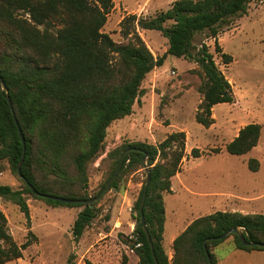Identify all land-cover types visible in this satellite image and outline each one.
<instances>
[{
  "label": "trees",
  "instance_id": "16d2710c",
  "mask_svg": "<svg viewBox=\"0 0 264 264\" xmlns=\"http://www.w3.org/2000/svg\"><path fill=\"white\" fill-rule=\"evenodd\" d=\"M253 1L176 0L168 10L151 18L130 14L123 19L121 27L124 36H131L133 41L122 45L103 32L115 9V0H0V77L6 84L5 91L0 87V177L9 167L23 185L14 189L0 184V199L17 205L28 222L31 221L29 197L53 208L83 207L72 228L79 241L97 218V201L72 205L47 197L90 200L89 165L102 154L109 128L133 114L136 102L140 103L146 94L143 82L170 55L199 66L203 77L199 92L203 100L195 118L198 124L211 128L215 124L213 109L220 104H232L235 97L214 54L206 44L198 48L195 39L208 33L224 63L231 64L233 57L223 52L218 37L231 21L247 15ZM139 30L160 32L169 44L165 55L156 57ZM7 96L26 142L21 174L18 166L23 157V142ZM261 134L260 124H249L226 150L232 155L248 154L258 146ZM130 149L135 150L128 154L108 190L118 189L122 178L129 173L145 170L143 159L145 155L148 157L151 183L144 217L159 264H210L206 241L212 264H218L216 250L222 245L248 253L264 251L261 247L244 245L237 234L218 240L240 228L249 244H264L263 214L216 212L197 218L174 240L170 259L163 246L164 194L172 192V179L182 172L187 157V135L174 132L158 145L137 142L117 147L109 154L114 160L113 171L103 189ZM219 152L215 149V153ZM203 154L196 148L191 156L200 158ZM249 166L255 172L260 167L257 159H251ZM49 175L56 177L53 184L46 179ZM145 185L146 181L136 202L137 238L133 248L140 264H156L140 213ZM30 186L45 197L35 195ZM0 242L7 245L0 248V264L23 258V250L30 246L15 242L1 208ZM136 244L141 246L136 248ZM121 264H129L126 255Z\"/></svg>",
  "mask_w": 264,
  "mask_h": 264
},
{
  "label": "rangeland",
  "instance_id": "374dc122",
  "mask_svg": "<svg viewBox=\"0 0 264 264\" xmlns=\"http://www.w3.org/2000/svg\"><path fill=\"white\" fill-rule=\"evenodd\" d=\"M174 1L115 0V9L103 32L118 44H128L133 38L125 37L121 27L126 16L151 18L168 10ZM139 34L156 57L165 55L169 44L160 32L139 30ZM218 41L223 52L233 57L231 64L224 63L221 54L216 52L215 40L208 38V33L195 39L198 48L206 44L214 54L235 97L232 104H220L213 109L215 124L211 128L198 124L195 118L203 100L199 92L203 81L199 66L170 55L162 67L147 76L142 84L146 94L140 103L136 102L133 114L112 124L102 154L89 165L88 197L93 199L111 177L114 160L109 154L114 149L125 143L158 145L171 133H186L188 156L183 170L172 179V192L164 194L163 246L170 259L174 254L173 245L169 246L172 226L182 214L178 232L183 233L200 217L199 213L207 210L202 203L228 197L232 201L234 197L238 205L232 207L237 212L264 215V2L254 0L247 15L234 19L222 29ZM249 124L262 126L258 146L245 155L229 154L226 146ZM196 148L204 153L200 158L191 156ZM215 149L221 152L215 153ZM251 159L259 162L256 172L250 169ZM46 179L52 184L56 181L54 175ZM145 181L146 173L142 169L124 176L118 189L106 191L95 203L97 218L79 241L72 228L83 207L53 208L29 197L31 221L28 222L17 205L0 199L10 235L19 246L30 243L23 250V258L7 264H86L87 261L121 264L124 255L129 264H140L133 245L137 238L134 234L138 217L136 202ZM0 184L14 189L23 187L9 167L1 175ZM0 248L7 245L0 242ZM216 255L218 264H264V251L248 253L222 245Z\"/></svg>",
  "mask_w": 264,
  "mask_h": 264
},
{
  "label": "water",
  "instance_id": "95a60500",
  "mask_svg": "<svg viewBox=\"0 0 264 264\" xmlns=\"http://www.w3.org/2000/svg\"><path fill=\"white\" fill-rule=\"evenodd\" d=\"M0 87L5 91L6 90V84L4 82V80L0 77ZM7 100L9 102V105L13 111V115H14V119H15V123H16V126L18 128V131H19V134H20V137L22 139V142H23V157L20 161V164L18 166V173L21 174V169H22V165H23V162H24V158H25V155H26V142H25V137L22 133V130L20 128V125H19V122L16 118V115H15V112H14V108H13V104L9 98V96H7ZM135 149H130L128 150L121 162H120V165L117 169V171L115 172V174L113 175V177L111 178V180L107 183L106 187L103 189L102 193L94 198V199H90V200H68V199H64V198H56V197H47V198H50V199H53L55 201H59L61 203H67V204H72V205H75V204H91V203H94L96 201H98L102 195L104 193H106V191H108V189L111 187L112 183L115 181V179L117 178V176L119 175L122 167H123V164H124V161L126 160L128 154L131 152V151H134ZM143 164L145 165L146 169V175H147V180H146V185H145V190H144V193H143V197H142V200H141V204H140V213L142 215V227H143V231L145 232L146 236H147V239H148V242L150 244V247L152 249V252L154 254V258H155V262L156 264H159L156 256H155V253H154V244H153V241H152V238H151V235L149 233V230H148V226L146 224V221H145V217H144V207H145V202H146V198H147V194H148V188L150 186V183H151V162L150 160L148 159V157L145 155L144 159H143ZM31 190L33 191V193L35 195H38V196H41L32 186H30ZM41 197H45V196H41ZM231 234H237L240 236V239L242 240L243 244L248 246V245H251V246H257V247H261V248H264V244H261V243H248L243 234H242V230L240 228H236L228 233H226L225 235H223L222 237H219L218 240H223V239H226L227 237H229ZM206 244H207V241L205 242L204 246H205V250L207 252V256H208V260H209V263L212 264V260H211V257H210V254L208 253L207 251V248H206Z\"/></svg>",
  "mask_w": 264,
  "mask_h": 264
},
{
  "label": "crops",
  "instance_id": "0c3cea01",
  "mask_svg": "<svg viewBox=\"0 0 264 264\" xmlns=\"http://www.w3.org/2000/svg\"><path fill=\"white\" fill-rule=\"evenodd\" d=\"M122 121L123 120H119V121L115 122V124L118 123V122H122ZM187 156H188V153H187ZM183 166H184V163H183ZM182 170H183V167H182ZM180 185H181V183H180ZM173 191H174V189H173ZM232 198H233L232 201H229L230 199L228 197V199L227 198L226 199H216V200H213V201H211L209 203H202L201 205L206 207L207 210L205 212L199 213L200 217L207 216V215H210V214H213V213H216V212H237V211H239V210L235 209V207L238 205L237 204L238 202H235L236 199H234V197H232ZM224 200H228V202L227 201L225 202ZM232 205H234V206L236 205V206L232 207ZM181 217H182V214L181 215L179 214V218L180 219L176 220L174 225L172 226L173 227L172 228L173 232H172V234L170 236L169 246L173 245L174 240L179 236V232L178 231L180 230L181 223H182V220H181L182 218ZM219 264H220V262H219Z\"/></svg>",
  "mask_w": 264,
  "mask_h": 264
},
{
  "label": "built area",
  "instance_id": "2783aa9c",
  "mask_svg": "<svg viewBox=\"0 0 264 264\" xmlns=\"http://www.w3.org/2000/svg\"><path fill=\"white\" fill-rule=\"evenodd\" d=\"M141 246V244H136L135 247L136 248H139Z\"/></svg>",
  "mask_w": 264,
  "mask_h": 264
}]
</instances>
